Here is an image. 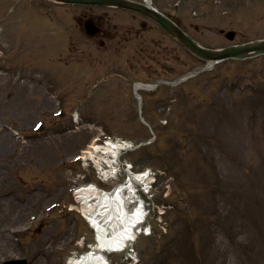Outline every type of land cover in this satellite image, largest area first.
<instances>
[{"label":"rangeland","instance_id":"rangeland-1","mask_svg":"<svg viewBox=\"0 0 264 264\" xmlns=\"http://www.w3.org/2000/svg\"><path fill=\"white\" fill-rule=\"evenodd\" d=\"M152 5L207 48L264 39V0ZM89 18L114 37L109 49L102 34H86ZM135 19L111 8L0 0V264H69L92 251L96 232L69 210L72 188L85 176L104 192L126 181L123 171L101 180L76 162L102 132L143 144L124 163L173 178L166 199L140 191L152 216L151 234L133 244L137 264H264V56L222 62L139 99L137 82L171 84L206 62L151 23L120 43ZM164 202L173 207L167 233L155 211ZM108 261L133 264L124 253Z\"/></svg>","mask_w":264,"mask_h":264},{"label":"bare ground","instance_id":"bare-ground-1","mask_svg":"<svg viewBox=\"0 0 264 264\" xmlns=\"http://www.w3.org/2000/svg\"><path fill=\"white\" fill-rule=\"evenodd\" d=\"M137 92L149 88L145 83H138ZM109 155H112L109 152ZM95 159V158H94ZM106 157L99 155L97 163L105 160ZM108 161V160H107ZM109 163V161H108ZM142 181H136L131 176L130 181L117 192L100 193L97 187L95 190H81L79 198L85 203L84 209L90 213V221L97 231V243L92 251L73 259L69 264H104L106 254L118 253L130 248L135 238L140 234V228L144 224V215L141 207L137 213L130 215L128 206L134 200L137 201L138 187ZM10 207L16 209V213L24 212L23 206H19L13 200H9ZM27 207H25L26 211ZM10 216V214H8ZM10 238V237H8ZM6 239V238H5Z\"/></svg>","mask_w":264,"mask_h":264},{"label":"water","instance_id":"water-1","mask_svg":"<svg viewBox=\"0 0 264 264\" xmlns=\"http://www.w3.org/2000/svg\"><path fill=\"white\" fill-rule=\"evenodd\" d=\"M55 3L71 4V5H86V6H102V7H120L133 11L140 12L145 16L156 21L167 32L180 41L189 51L196 56L204 59L208 62V65L204 70H208L217 63L235 59V60H247L264 55V39L250 42L244 45L230 46L221 50L207 49L198 44L193 38L178 28L170 19L166 16L156 12L149 5H141L128 0H48ZM149 4V3H148ZM87 31L90 35H95L98 29L92 21H88L86 24ZM227 38L234 40L235 33L230 32L227 34ZM195 75V74H194ZM191 76V75H190ZM190 76L180 79L175 85L185 81ZM5 264H28L26 260H16L6 262Z\"/></svg>","mask_w":264,"mask_h":264},{"label":"flooded vegetation","instance_id":"flooded-vegetation-1","mask_svg":"<svg viewBox=\"0 0 264 264\" xmlns=\"http://www.w3.org/2000/svg\"><path fill=\"white\" fill-rule=\"evenodd\" d=\"M134 16L137 17L139 21L135 25L133 24L128 25L127 26L128 28L126 27L122 28L124 32L122 33L123 35L119 39L120 43L123 42L124 44L126 42H130L132 38L136 36H140V30H142V32L151 30L152 26H150L149 23L153 24V26H157L160 28V26H158L157 24L148 20L147 18L143 17L140 14L134 13ZM99 26H100V35L102 34V36H104L102 41H100V47L104 50H107L109 49L111 41H114V37L112 38V34H110V32L106 29L105 25H103L102 22H99Z\"/></svg>","mask_w":264,"mask_h":264}]
</instances>
